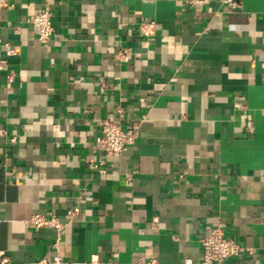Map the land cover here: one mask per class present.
Returning <instances> with one entry per match:
<instances>
[{
  "label": "crops",
  "instance_id": "crops-1",
  "mask_svg": "<svg viewBox=\"0 0 264 264\" xmlns=\"http://www.w3.org/2000/svg\"><path fill=\"white\" fill-rule=\"evenodd\" d=\"M39 7L0 0V264H200L216 226L264 264V0H51L46 44Z\"/></svg>",
  "mask_w": 264,
  "mask_h": 264
},
{
  "label": "built area",
  "instance_id": "built-area-1",
  "mask_svg": "<svg viewBox=\"0 0 264 264\" xmlns=\"http://www.w3.org/2000/svg\"><path fill=\"white\" fill-rule=\"evenodd\" d=\"M232 7H237L236 3H231ZM30 22L38 28V40L46 44L50 41L54 26L51 14V0H40L38 11L30 18ZM157 25L154 21H144L139 25V33L144 37H151L156 33ZM9 55L15 54L14 48L7 47ZM119 120L112 121L103 119L98 122L99 134L96 143L104 155L121 154L134 144L139 137V124L133 123L131 127H123L121 120L124 118V111L118 109ZM93 167V165H91ZM71 211L70 214H73ZM31 227L50 226L57 230L55 247L58 246L61 236L66 232V224L56 217L47 218L37 214L27 221ZM202 260L200 264H230V259L239 255L243 248L234 239L227 237L223 229L219 226L209 228L207 233L201 238ZM4 261H6L4 259ZM57 264H66L61 257H55ZM184 264H192L190 259H185Z\"/></svg>",
  "mask_w": 264,
  "mask_h": 264
}]
</instances>
